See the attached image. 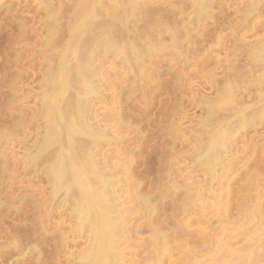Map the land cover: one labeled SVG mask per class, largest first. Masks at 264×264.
I'll return each instance as SVG.
<instances>
[{
	"label": "rangeland",
	"instance_id": "obj_1",
	"mask_svg": "<svg viewBox=\"0 0 264 264\" xmlns=\"http://www.w3.org/2000/svg\"><path fill=\"white\" fill-rule=\"evenodd\" d=\"M191 1L0 0V264H264V0Z\"/></svg>",
	"mask_w": 264,
	"mask_h": 264
},
{
	"label": "bare ground",
	"instance_id": "obj_2",
	"mask_svg": "<svg viewBox=\"0 0 264 264\" xmlns=\"http://www.w3.org/2000/svg\"><path fill=\"white\" fill-rule=\"evenodd\" d=\"M193 2H194V5H192V6H195V7H196V9H197L198 11H197V10H195V11H197V13L200 14V12L204 13V11H206V10H204V9H205L204 7H206V6H204L205 4L203 5V3H206V0H204V2H203V0H193V1H191V4H192ZM253 3H254V2H253ZM84 5H85V4H84ZM202 9H203V11H202ZM82 10H83V9H82ZM199 11H200V12H199ZM199 14H196V13H195L196 17H197V15H198V16L201 15V14H200V15H199ZM78 18H79V17H78ZM197 18H199V17H197ZM200 18H201V16H200ZM79 19H80V18H79ZM82 19H83V18H82ZM53 102H54V101H53ZM51 103H52V102H51ZM51 105H52V104H51ZM55 105H56V104H55ZM52 106H53V105H52ZM55 107H56V106H55ZM260 108H261V107H260ZM263 109H264V106H263ZM60 110H61V109H60ZM261 110H262V108H261ZM258 111H259V110H258ZM49 112H50V111H49ZM261 112H262V111H260V113H261ZM64 113H65V112H64ZM258 113H259V112H258ZM262 113H264V111H263ZM262 113H261V114H262ZM52 116H53V115H52ZM62 116H63V115H62ZM258 116H259V114H258ZM261 116H262V115H261ZM57 117H58V116H57ZM60 117H61V116H60ZM259 117H260V116H259ZM53 118H54V117H53ZM53 118H52V119H53ZM62 118H63V117H62ZM62 118H61V119H62ZM258 119H259V118H258ZM55 120H56V119H55ZM61 121H62V120H61ZM241 122H242V121H241ZM243 122H244V119H243ZM74 123H75V122H74ZM245 123H246V122H245ZM77 124H78V123H77ZM239 124H240V123H239ZM242 124H243V123H242ZM242 124H241V125H242ZM255 124H256V123H255ZM255 126H256V125H255ZM52 127H53V126H52ZM239 128H240V127H239ZM49 129H50V128H49ZM54 129H55V127H54ZM240 129H241V128H240ZM246 129H247V128H246ZM50 130H51V129H50ZM61 130H62V129H61ZM230 130H231V129H230ZM68 131H69V130H68ZM56 132H57V131H56ZM69 132L73 133L72 131H69ZM51 133H52V132H51ZM51 133H50V134H51ZM74 133H75V132H74ZM74 133H73V134H74ZM68 135H69V134H68ZM71 135H72V134H71ZM225 135H226V134H225ZM55 136H56V135H55ZM74 136H75V135H74ZM219 137H220V136H219ZM224 137H225V136H224ZM53 138H54V137H53ZM55 139H56V138H55ZM56 140H58V139H56ZM60 140H61V139H60ZM219 144H220V143H219ZM76 145H77V144H76ZM208 147H209V146H208ZM73 150H74V149H73ZM217 150H218V149H217ZM209 151H210V150H209ZM79 152H80V151H79ZM216 152H217V151H216ZM220 152H221V151H220ZM68 153H69V152H68ZM80 153H81V152H80ZM80 153H79V154H80ZM208 153H209V152H208ZM74 154H76V153H74ZM77 154H78V153H77ZM214 154H215V153H214ZM65 155H66V154H65ZM82 155H83V154H82ZM216 155H217V154H216ZM75 156H76V155H75ZM77 156H78V158L80 157L79 155H77ZM84 156H85V155H84ZM87 156H88V155H87ZM208 156H209V155H208ZM65 157H66V156H65ZM88 157H89V156H88ZM82 158H83V157H82ZM84 158H85V157H84ZM84 158H83V159H84ZM209 158H210V157H209ZM85 159H86V158H85ZM214 159H215V158H214ZM218 159H219V158H218ZM73 160H74V159H73ZM89 160H90V159H89ZM212 160H213V159H212ZM80 161H81V160H80ZM83 161H84V160H83ZM213 161H214V160H213ZM215 161H216V160H215ZM76 162H77V161H76ZM76 162H75V163H76ZM217 162H218V161H217ZM219 162H220V161H219ZM219 162H218V163H219ZM58 163H59V161H58ZM65 163H66V162H65ZM75 163H74V164H75ZM77 163H78V162H77ZM57 165H58V164H57ZM57 167H58V166H57ZM62 167H63V166H62ZM209 168H210V167H209ZM56 169H57V168H56ZM65 171H66V170H65ZM80 171H81V170H80ZM55 173H56V172H55ZM69 173H70V172H69ZM53 175H54V174H53ZM61 175H62V173H61ZM67 175H68V174H67ZM82 176H83V175H82ZM82 176H81V177H82ZM55 177H56V176H54V178H55ZM56 178H57V177H56ZM64 178H65V177H64ZM66 178H67V177H66ZM72 178H73V177H72ZM62 179H63V178H62ZM56 180H57V179H56ZM75 180H76V179H75ZM79 181H80V180H79ZM83 181H84V180H83ZM70 182H71V181H70ZM59 184H60V183H59ZM80 186H81V185H80ZM88 188H89V187H88ZM85 190H86V189H85ZM89 190H90V188H89ZM78 191H79V189H78ZM86 191H88V190H86ZM81 192H82V191H81ZM91 192H93V190H92ZM94 192L96 193V190H95ZM97 192H98V191H97ZM82 193H83V192H82ZM88 193H89V192H88ZM88 193L86 192L87 196H86V194H84V195L86 196L85 199H86V200H89V201H88V204H86V202H85V204L87 205V209H86L87 213H89V211L94 210V209L96 208V206H97L96 203H95L96 200L94 199L95 197L93 198L94 200H93L92 197H91V196H93L94 194L91 193V194H93V195L90 196ZM97 195H99V194H95V196H97ZM99 196H100V195H99ZM87 197H88L89 199H88ZM105 198H106V197H105ZM85 199H84V200H85ZM92 200H93V201H92ZM105 200H106V199H105ZM104 202H105V201H104ZM104 202H103V203H104ZM85 204H84V205H85ZM96 209H97V208H96ZM86 211H84L82 214L84 215V213H86ZM95 211H96V210H95ZM95 211H94V214H95ZM87 213H86V214H87ZM90 213H91V212H90ZM79 214H80V213H79ZM86 214H85V215H86ZM97 214H98V213H97ZM85 215H84V217H85ZM109 215H110V214H109ZM109 215H108V217H109ZM86 217H87V215H86ZM88 217H89V214H88ZM90 217H92L91 214H90ZM98 219H99V218H98ZM108 219H109V218H108ZM110 221H111V218H110ZM78 223H79V222H78ZM83 224H84V223H83ZM81 226H82V225H81ZM157 232H158V231H157ZM155 233H156V232H155ZM105 234H106V233H105ZM107 234H109V232H108ZM104 236L106 237V235H104ZM93 238H94V237H93ZM106 238H107V237H106ZM106 238H105V239H106ZM162 238H163V237H162ZM97 240H98V239H97ZM106 240H107V239H106ZM107 241H109V238H108ZM107 241H104V242H107ZM97 243H99V242H97ZM95 244H96V243H95ZM244 244H245V243H244ZM97 245H98V244H97ZM102 245H103V244L101 243V247H102V248H101L99 245H98V246H99V248H101V250L103 251V248H104L105 246L103 245V246H104V247H103ZM108 245H109V244H108ZM242 246H243V245H242ZM238 247H239V246H238ZM238 247H237V248H238ZM90 248H91V247H90ZM92 248H93V247H92ZM104 249H105V248H104ZM101 250H100V251H101ZM105 251H106V250H105ZM91 252H92V251H91ZM103 252H104V251H103ZM105 254H107V253H105ZM118 254H119V253H118ZM114 255H115V254H114ZM104 256H105V255H104ZM108 256H109V255H108ZM110 256H111V255H110ZM101 257H102V256H101ZM85 259H86V258H85ZM88 260H89V259H88ZM96 260H98V259H96ZM101 260H103V259H101ZM94 261H95V260H94ZM94 261H93V263H94ZM230 261H231V260H230ZM91 262H92V259H91ZM98 262H99V264H100V260H98ZM103 262L105 263V262H107V261L104 259ZM101 263H102V261H101ZM102 264H103V263H102ZM105 264H106V263H105ZM108 264H109V263H108ZM229 264H230V263H229ZM231 264H232V263H231Z\"/></svg>",
	"mask_w": 264,
	"mask_h": 264
}]
</instances>
